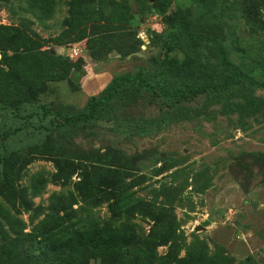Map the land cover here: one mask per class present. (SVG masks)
Returning <instances> with one entry per match:
<instances>
[{
    "label": "trees",
    "instance_id": "16d2710c",
    "mask_svg": "<svg viewBox=\"0 0 264 264\" xmlns=\"http://www.w3.org/2000/svg\"><path fill=\"white\" fill-rule=\"evenodd\" d=\"M12 1L0 0V7ZM185 1L186 7L174 14H169L174 0H154L152 5L147 0L141 2L142 14L160 16L167 26L165 35L155 36L170 42L183 58L152 62L150 70L140 68L135 75L114 78L84 110L74 113L63 106L51 112L41 104V99L48 93L49 84L68 81L73 73H80L86 66L85 60H72L44 50L45 42L32 32L29 22L19 27L0 25V117L7 113L27 122L38 118L40 125L35 130L46 132L44 142L32 146L27 154L17 151L0 161V195L20 199L23 207L29 209L27 190L18 192L16 184L22 181L28 163L34 161L30 157H36L34 154L42 153L44 148L65 153L46 159L56 171L51 182L63 189L74 188L73 192L54 194V203L48 208H35L32 222L49 212L39 224L36 236L18 232L14 219L0 204V216L10 226V231L6 230L0 220V264H235L222 252L211 254L206 244L199 241L188 249L186 257L180 258L184 240L177 234L174 214L133 198L137 187L133 169L121 154L102 155L95 151L78 157L65 152L71 135L81 127L112 119L121 94L139 90L158 96L166 110L152 123L163 129L192 117V109L185 104L199 96L222 104L227 111L247 92L264 90V76L261 81L256 76L264 72V59L251 56L253 45L246 50L240 47L235 25L243 22L252 34H264V0ZM95 2L70 0L69 30L53 43L63 47L87 41L86 49L97 62L114 51L138 53L140 42L135 40L136 34H131L133 38L122 34L130 28V6L116 3L106 14L99 9L101 2L97 0L96 13ZM29 5V11L43 21L52 15L54 2L29 0ZM229 47L241 56V64L232 61ZM246 59L252 62H244ZM22 129L10 128L5 137ZM137 134L143 135L139 127ZM75 177L78 182L73 181ZM43 187L35 184L34 197L41 195ZM29 203L31 209L33 204ZM79 204L81 207L75 210ZM105 204L110 217L105 221L96 219L95 210ZM136 219L153 223L148 235L139 234ZM66 230H70L68 235L52 239ZM163 247H169L165 257L158 254ZM245 264L256 263L249 258Z\"/></svg>",
    "mask_w": 264,
    "mask_h": 264
},
{
    "label": "rangeland",
    "instance_id": "374dc122",
    "mask_svg": "<svg viewBox=\"0 0 264 264\" xmlns=\"http://www.w3.org/2000/svg\"><path fill=\"white\" fill-rule=\"evenodd\" d=\"M142 1L100 0L99 9L106 14L116 3L130 6V28L122 34L127 33L133 38L131 34L135 33V40L140 42L138 53L128 55L114 51L100 62L89 55L87 41L63 47L53 43L69 30L70 0H53L52 15L43 21L29 11V0H13L0 7V25L19 27L29 22L32 32L45 42L44 50L69 58L75 48L82 52L80 59L86 62L84 69L73 73L68 81L49 84L48 93L41 99L42 105L51 112L58 106L72 113L78 112L84 110L92 98L98 97L114 78L135 75L140 68L150 70L152 62L183 58L170 42L155 36L165 35L167 26L160 16L142 14ZM147 3L152 5L154 0H147ZM185 5V0H174L169 14ZM94 8L97 13V0ZM235 25L240 47L246 50L253 45L251 56L264 59V34H252L243 22H235ZM229 55L236 64L243 62L230 47ZM244 62L251 63L252 59ZM256 76L261 81L264 72L260 71ZM119 103L110 121L81 127L72 134L65 147L66 154L79 157L97 151L102 155L124 156L125 164L133 169L137 185L133 198L143 199L174 214L177 234L184 240L180 258L186 257L188 249L199 241L206 244L211 254L222 252L235 264H245L249 258L256 264H264V90L247 92L227 111L222 104L199 96L185 104L192 109V117L163 129L152 123L166 110L158 96L135 90L121 94ZM39 109L36 111L41 113ZM38 125V118L27 122L3 114L0 117V161L17 151L27 154L32 146L42 144L46 132L35 130ZM18 127L24 129L5 137L10 128ZM138 127L142 129L141 136L137 134ZM42 151L34 154L36 157H30V160L35 158L34 161L28 163L22 181L16 184L18 192L27 190L25 197L29 209L23 207L20 199L0 195V204L9 212V218L14 219L16 230L35 236L39 234V224L49 214L46 211L32 222L35 208L46 209L54 203L51 199L54 194L74 191L73 187L63 189L51 182L56 171L53 163L46 159L65 153H56L50 148ZM2 169L3 164L0 165ZM73 181L79 180L75 177ZM35 184L44 186L39 197H34ZM29 202L33 204L31 209ZM79 207L80 204L74 209ZM94 216L101 221L107 220L110 217L107 205L96 209ZM0 220L10 231L7 220L3 216ZM134 223L140 227L139 234L145 236L153 226L142 219H136ZM69 232L66 230L52 239H60ZM168 251L169 247L159 248L158 254L165 257Z\"/></svg>",
    "mask_w": 264,
    "mask_h": 264
},
{
    "label": "built area",
    "instance_id": "2783aa9c",
    "mask_svg": "<svg viewBox=\"0 0 264 264\" xmlns=\"http://www.w3.org/2000/svg\"><path fill=\"white\" fill-rule=\"evenodd\" d=\"M81 54H82L81 50L78 48H75L73 51V56H71L72 60L82 57Z\"/></svg>",
    "mask_w": 264,
    "mask_h": 264
}]
</instances>
